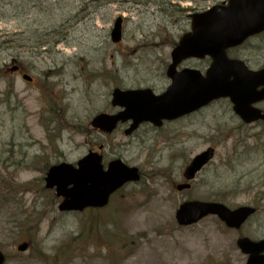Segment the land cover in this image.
<instances>
[{"label":"rangeland","instance_id":"1","mask_svg":"<svg viewBox=\"0 0 264 264\" xmlns=\"http://www.w3.org/2000/svg\"><path fill=\"white\" fill-rule=\"evenodd\" d=\"M221 1L0 0V74L10 64V46L37 51L20 57L36 85L0 79V196L12 198L0 204L5 264H245L237 238H264L263 124L243 125L221 100L130 136L125 125L110 135L90 125L95 114L113 111L114 88L161 87L171 49L189 29L188 14ZM119 16L122 39L113 44ZM100 144L105 164L121 158L138 168L140 180L123 186L104 209L59 212L44 188L48 166L75 163ZM207 147L213 159L191 189L176 192L185 166ZM191 199L257 212L239 230L215 216L181 227L175 210ZM22 240L30 247L18 252Z\"/></svg>","mask_w":264,"mask_h":264},{"label":"water","instance_id":"2","mask_svg":"<svg viewBox=\"0 0 264 264\" xmlns=\"http://www.w3.org/2000/svg\"><path fill=\"white\" fill-rule=\"evenodd\" d=\"M192 32L186 33L173 49L172 64L168 75L173 78L172 85L161 96H154L150 90H131L113 93V103L126 106L127 110L118 116L108 117L98 115L93 124L106 131H112L118 119L122 121L132 118L134 129L140 122L149 120L159 124L160 119L175 118L188 113L214 98L228 96L234 102V109L246 121H251L264 115L250 116L240 104L241 92H249L248 84L239 78L242 74L235 61H229L224 56V49L240 43L255 30L264 28V0H229L226 7L214 6L203 13L192 15ZM122 19L115 21L111 33L113 42L121 38ZM219 51V53L216 52ZM210 55L213 59L206 76H201L193 70L176 73L174 67L189 56L203 57ZM233 76V81H230ZM213 150L208 149L197 155L185 170L187 179L212 157ZM88 156L79 162V168L62 164L49 170L46 177V187H56L57 196L65 199L59 205L61 211L83 210L85 207H102L117 188L127 181L139 179L136 168H130L119 160L109 164L107 171H102L98 160ZM72 185L68 188L69 185ZM189 185H178L179 190ZM255 212L251 207H239L230 210L216 202L187 201L182 203L175 213L180 225H190L207 215H217L229 228H239L248 216ZM237 246L244 254H248L246 264H264V239L254 242L244 237L237 240ZM27 244L19 245V250H25ZM4 255L0 252V264Z\"/></svg>","mask_w":264,"mask_h":264},{"label":"flooded vegetation","instance_id":"3","mask_svg":"<svg viewBox=\"0 0 264 264\" xmlns=\"http://www.w3.org/2000/svg\"><path fill=\"white\" fill-rule=\"evenodd\" d=\"M8 50L11 57L10 64L6 66L4 70V74H0V78L7 77L8 75H10V77H13L14 79H19L21 82H23L26 85H32V86L36 85L37 81H35V77L31 76L27 72L26 68L23 65V62L20 60V57L26 55L27 53L37 54V51L35 50L25 51L15 46H10ZM227 55L232 59L242 61L250 71L259 72L264 70V31L247 38L242 44L227 50ZM24 75L29 76L30 80H25L23 78ZM159 79L162 81L160 84L161 87L158 88L156 86H150L156 93H160L164 91L170 83V80L169 78H167L165 72H163V75ZM261 83L263 84L257 87L258 90L264 88V77H263V82ZM254 105L257 108H259L262 112H264V100L258 101L254 103ZM113 109H116L115 112L113 110L110 113H116L119 111L118 108L113 107ZM106 112L109 111L107 110ZM167 123L168 121H164L160 127H155L149 123H146L144 125H148L151 129L157 130L163 128ZM260 124H264V121H256L249 125L257 126ZM89 150H95V149L92 148Z\"/></svg>","mask_w":264,"mask_h":264},{"label":"trees","instance_id":"4","mask_svg":"<svg viewBox=\"0 0 264 264\" xmlns=\"http://www.w3.org/2000/svg\"><path fill=\"white\" fill-rule=\"evenodd\" d=\"M91 227V226H90Z\"/></svg>","mask_w":264,"mask_h":264}]
</instances>
